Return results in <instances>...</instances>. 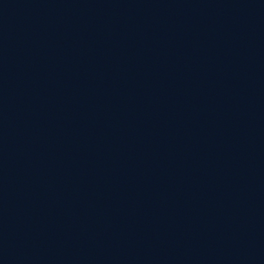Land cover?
<instances>
[{"label": "water", "instance_id": "95a60500", "mask_svg": "<svg viewBox=\"0 0 264 264\" xmlns=\"http://www.w3.org/2000/svg\"><path fill=\"white\" fill-rule=\"evenodd\" d=\"M0 264H264V0H0Z\"/></svg>", "mask_w": 264, "mask_h": 264}]
</instances>
